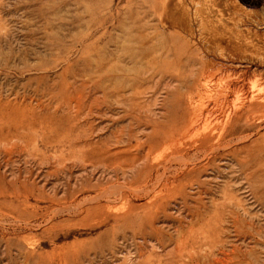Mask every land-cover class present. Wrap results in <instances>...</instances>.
I'll return each instance as SVG.
<instances>
[{
  "label": "rangeland",
  "instance_id": "374dc122",
  "mask_svg": "<svg viewBox=\"0 0 264 264\" xmlns=\"http://www.w3.org/2000/svg\"><path fill=\"white\" fill-rule=\"evenodd\" d=\"M263 50L264 0H0V264H264Z\"/></svg>",
  "mask_w": 264,
  "mask_h": 264
},
{
  "label": "bare ground",
  "instance_id": "6f19581e",
  "mask_svg": "<svg viewBox=\"0 0 264 264\" xmlns=\"http://www.w3.org/2000/svg\"><path fill=\"white\" fill-rule=\"evenodd\" d=\"M239 21H240V20H239ZM239 21H238V22H239ZM240 22H241V21H240ZM6 24H7V23H6ZM199 24H200V23H199ZM201 24H202V23H201ZM2 32H3V31H2ZM4 36H5V35H4ZM5 38H6V36H5ZM263 52H264V50H263ZM260 58H261V57H260ZM2 62H3V61H2ZM42 70H43V69H42ZM227 88H229V87H226V89H227ZM226 89H223L222 91L225 92ZM237 90H238V88H237V87H234V88L231 90V92H233V91H237ZM248 103H249V102H248ZM251 106H252L251 104H250V105L248 104V105H246L245 107H243L244 110H241V111H243V112H244V111H247L249 108H251ZM241 111H240V112H241ZM225 124H226V123H225ZM228 124H229V123H228Z\"/></svg>",
  "mask_w": 264,
  "mask_h": 264
}]
</instances>
